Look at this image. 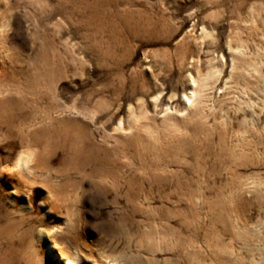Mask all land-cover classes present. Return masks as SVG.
<instances>
[{"label":"rangeland","instance_id":"1","mask_svg":"<svg viewBox=\"0 0 264 264\" xmlns=\"http://www.w3.org/2000/svg\"><path fill=\"white\" fill-rule=\"evenodd\" d=\"M66 259L264 264V0H0V264Z\"/></svg>","mask_w":264,"mask_h":264},{"label":"bare ground","instance_id":"2","mask_svg":"<svg viewBox=\"0 0 264 264\" xmlns=\"http://www.w3.org/2000/svg\"><path fill=\"white\" fill-rule=\"evenodd\" d=\"M192 95L194 96V95H195V92H192ZM188 101L190 102L191 99L188 98ZM21 164H24L22 158H20V159L18 160V164H17V166H22ZM65 261H66L67 264H74L70 259H66Z\"/></svg>","mask_w":264,"mask_h":264}]
</instances>
